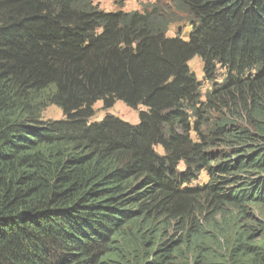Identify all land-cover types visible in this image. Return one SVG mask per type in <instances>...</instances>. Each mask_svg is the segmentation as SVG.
<instances>
[{
	"label": "trees",
	"instance_id": "16d2710c",
	"mask_svg": "<svg viewBox=\"0 0 264 264\" xmlns=\"http://www.w3.org/2000/svg\"><path fill=\"white\" fill-rule=\"evenodd\" d=\"M172 2L187 35L157 7L0 0V264H264L247 218L264 207V0ZM97 101L145 110L88 123ZM194 202L235 209L225 245Z\"/></svg>",
	"mask_w": 264,
	"mask_h": 264
},
{
	"label": "rangeland",
	"instance_id": "374dc122",
	"mask_svg": "<svg viewBox=\"0 0 264 264\" xmlns=\"http://www.w3.org/2000/svg\"><path fill=\"white\" fill-rule=\"evenodd\" d=\"M101 10L115 12L119 9L122 10H138L141 11L146 5L151 3L155 5L158 10L163 14H169L173 17L172 23L167 32V36H175L178 34V31L188 30L189 22L188 17L180 12L175 11L174 3L172 0H93ZM174 8V9H173ZM184 19V20H183ZM179 29V30H178ZM188 68L191 73L194 74L196 79L199 81L200 97L203 99L209 88L212 87V83L206 82L202 79L203 75V62L198 57H193L187 62ZM94 114L88 120V123L99 122L106 114H111L117 118H120L132 125L138 123L139 118L138 114L140 111L145 110V107L142 104L137 105V107L132 108L124 104L122 101H116L113 106L109 108H102V101H97L94 106ZM221 114V113H218ZM43 120L45 121H54L64 119L62 110L55 106L49 105L43 111ZM211 116H216V114L211 113ZM238 124L245 127H249V119L246 115H241L237 118L236 121ZM160 151L159 148H157ZM202 217L205 218L203 221L214 219L215 225L223 224L226 221V226L229 225V218L238 219V215L235 212V209L229 207H217V209L210 208L209 211L202 209ZM253 223H256L260 219H264V207L255 206L253 210V218L248 216ZM255 240H258V232L255 233ZM261 238V237H260Z\"/></svg>",
	"mask_w": 264,
	"mask_h": 264
},
{
	"label": "clouds",
	"instance_id": "9594fccd",
	"mask_svg": "<svg viewBox=\"0 0 264 264\" xmlns=\"http://www.w3.org/2000/svg\"><path fill=\"white\" fill-rule=\"evenodd\" d=\"M210 208L217 209V207L209 206L207 203H203V202L195 203L194 202V205L191 208V210L188 212V214L197 218V220L205 227L206 224H205V221H203L205 218H203L201 215L202 209L209 211ZM207 231H209L213 235H215V234L220 235L219 240L216 242L217 247H222L223 245L226 244V238H225L226 229H225V226L223 224L216 225L215 229L207 230Z\"/></svg>",
	"mask_w": 264,
	"mask_h": 264
},
{
	"label": "bare ground",
	"instance_id": "6f19581e",
	"mask_svg": "<svg viewBox=\"0 0 264 264\" xmlns=\"http://www.w3.org/2000/svg\"><path fill=\"white\" fill-rule=\"evenodd\" d=\"M151 7H156L155 5H152L151 3H149L148 5H146L141 11H138V10H122V9H119L120 11H124V12H134V11H137V12H143L144 10H150V8ZM177 7V6H176ZM175 8V7H174ZM118 10V11H119ZM116 12V11H115ZM180 13H182V12H180ZM182 14H184V15H186V16H188V22H189V27H190V29H188V30H184V31H182L181 32V30H179L180 31V33L181 34H185V35H187L188 33H189V31L192 29V27H193V25L192 24H195V19H193L189 14H187L186 12H183ZM163 15V14H162ZM161 15V16H162ZM166 15V14H165ZM184 20V19H183ZM162 24H165V21H163V23ZM167 33V32H166ZM203 69V68H202ZM196 78V77H195ZM202 79L203 80H205L204 79V70H203V75H202ZM197 80V79H196ZM206 81V80H205ZM221 81V80H220ZM207 82V81H206ZM209 83H211V82H209ZM199 91V90H198ZM199 93V92H198ZM240 98V97H239ZM191 127V126H190ZM192 129V128H191ZM195 131V130H194ZM74 161V160H73ZM193 173V172H192ZM196 178V177H195ZM191 182V181H190ZM191 187V186H190ZM140 205V204H139ZM208 222H210V220H207L206 222H205V224H206V226L208 225Z\"/></svg>",
	"mask_w": 264,
	"mask_h": 264
}]
</instances>
